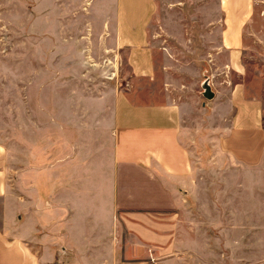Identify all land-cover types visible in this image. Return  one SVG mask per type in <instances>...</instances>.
Masks as SVG:
<instances>
[{"label": "rangeland", "instance_id": "374dc122", "mask_svg": "<svg viewBox=\"0 0 264 264\" xmlns=\"http://www.w3.org/2000/svg\"><path fill=\"white\" fill-rule=\"evenodd\" d=\"M113 6L0 0V230L16 227L18 166L32 168L34 154L48 164L50 127L58 164L107 165L96 130L120 91L137 105L180 107L191 171L174 211L180 234H193L189 264H264V0H252L233 55L221 44L218 0H156L150 78L129 76L125 49L113 55L103 27ZM70 144L76 155L64 158Z\"/></svg>", "mask_w": 264, "mask_h": 264}, {"label": "crops", "instance_id": "0c3cea01", "mask_svg": "<svg viewBox=\"0 0 264 264\" xmlns=\"http://www.w3.org/2000/svg\"><path fill=\"white\" fill-rule=\"evenodd\" d=\"M113 3L103 26L111 51L126 50L130 77L150 78L147 25L156 0ZM251 3L218 0L221 44L230 55L238 52ZM180 113L177 104L137 105L115 91L96 130L108 146L107 165L84 159L75 162L80 165L70 159L58 164L51 137L57 130L50 127L47 166L37 164L35 154L32 168L18 166L16 227L0 230V264H189L193 234L186 229L180 234V214L174 211L183 201L178 188L191 171L178 140ZM64 133L72 140L77 135L66 126ZM72 149L63 148L64 158L76 155ZM139 252L145 254L140 259Z\"/></svg>", "mask_w": 264, "mask_h": 264}, {"label": "water", "instance_id": "95a60500", "mask_svg": "<svg viewBox=\"0 0 264 264\" xmlns=\"http://www.w3.org/2000/svg\"><path fill=\"white\" fill-rule=\"evenodd\" d=\"M203 97L206 99H209L212 97V92L209 90L208 87H205L204 92H203Z\"/></svg>", "mask_w": 264, "mask_h": 264}]
</instances>
